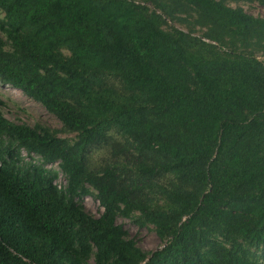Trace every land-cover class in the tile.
I'll return each mask as SVG.
<instances>
[{"label": "trees", "instance_id": "trees-1", "mask_svg": "<svg viewBox=\"0 0 264 264\" xmlns=\"http://www.w3.org/2000/svg\"><path fill=\"white\" fill-rule=\"evenodd\" d=\"M242 2L264 8L0 0V82L61 123H14L0 98V264H264V16Z\"/></svg>", "mask_w": 264, "mask_h": 264}, {"label": "rangeland", "instance_id": "rangeland-1", "mask_svg": "<svg viewBox=\"0 0 264 264\" xmlns=\"http://www.w3.org/2000/svg\"><path fill=\"white\" fill-rule=\"evenodd\" d=\"M240 6L248 14L256 17L264 16V8L258 3L242 2ZM0 98L7 104L6 107L2 108L4 116L14 123L33 125L36 122H42L54 129L61 128L60 121L54 115L50 114L40 102L28 97L19 89H15L10 85H4L0 82ZM61 136L67 137L65 135ZM68 137L73 138L74 135ZM23 158L28 161L27 156H23ZM33 159L35 160L36 158L33 157ZM82 202L88 212L96 217H100L103 209L99 201L93 197H86ZM118 224L122 225L129 233V236L135 239L138 245L146 252H155L162 248L163 243L154 230L140 228L130 220L123 218L118 219Z\"/></svg>", "mask_w": 264, "mask_h": 264}, {"label": "built area", "instance_id": "built-area-1", "mask_svg": "<svg viewBox=\"0 0 264 264\" xmlns=\"http://www.w3.org/2000/svg\"><path fill=\"white\" fill-rule=\"evenodd\" d=\"M22 155L23 156H27V160L30 162L32 161L33 163L37 164V165H43L44 168L48 169V170H52L54 172L57 173L58 177L55 179L54 181V185L58 187V189H65L67 186V179L66 176L64 175L61 167H60V163L56 162V163H45L42 158H40V156L36 155V154H29L26 150H22ZM36 158L35 160L33 159ZM103 211L104 208L102 207Z\"/></svg>", "mask_w": 264, "mask_h": 264}]
</instances>
